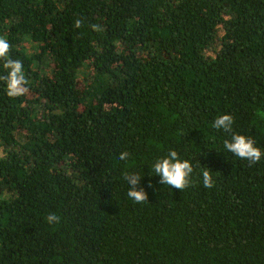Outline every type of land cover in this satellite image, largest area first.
Instances as JSON below:
<instances>
[{"label":"trees","instance_id":"obj_1","mask_svg":"<svg viewBox=\"0 0 264 264\" xmlns=\"http://www.w3.org/2000/svg\"><path fill=\"white\" fill-rule=\"evenodd\" d=\"M0 36L27 81H0V264H264V155L223 146L264 153V0H0Z\"/></svg>","mask_w":264,"mask_h":264},{"label":"clouds","instance_id":"obj_2","mask_svg":"<svg viewBox=\"0 0 264 264\" xmlns=\"http://www.w3.org/2000/svg\"><path fill=\"white\" fill-rule=\"evenodd\" d=\"M75 27H81V21L76 20ZM93 29L99 30L98 25H92ZM11 45L7 39L0 36V60L4 61V68L6 69L5 75H0V81L6 84V93L9 97H19L27 91L25 85L27 81L24 75V65L22 61L12 59L9 55ZM233 117L230 114L220 115L214 121V127L216 129H222L226 133H230L233 127ZM224 148L232 153L234 156L241 160H247L250 164L257 163L261 160L262 151L254 146V141L241 134H233L230 140H225ZM128 157L127 152L120 154L121 160H126ZM152 171L155 175L160 177V183L162 185H168L173 189H179L183 191L189 185V178L193 172L191 163L188 160H182L179 158L178 153L175 150H169L166 157L160 158L152 165ZM211 172L205 168L202 173L204 187H212L213 180L210 174ZM141 176L136 173L125 174V180L131 185L128 188L127 197L129 200L140 204L147 200V194L143 188L137 190ZM49 223L58 222L59 217L55 214H50L47 217Z\"/></svg>","mask_w":264,"mask_h":264}]
</instances>
